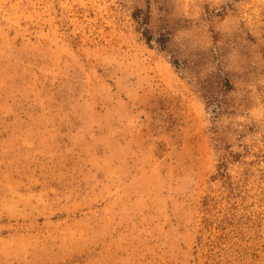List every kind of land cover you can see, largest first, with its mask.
Wrapping results in <instances>:
<instances>
[{"label": "rangeland", "instance_id": "rangeland-1", "mask_svg": "<svg viewBox=\"0 0 264 264\" xmlns=\"http://www.w3.org/2000/svg\"><path fill=\"white\" fill-rule=\"evenodd\" d=\"M0 264H264V0H0Z\"/></svg>", "mask_w": 264, "mask_h": 264}, {"label": "trees", "instance_id": "trees-1", "mask_svg": "<svg viewBox=\"0 0 264 264\" xmlns=\"http://www.w3.org/2000/svg\"><path fill=\"white\" fill-rule=\"evenodd\" d=\"M204 229L205 230L207 229V230H210V231H212L213 229H216L217 230L216 232L218 233L221 230V227L219 225H217V226H215L214 228L211 229L209 224H204ZM219 239H220V236L215 234L213 242L214 243H218Z\"/></svg>", "mask_w": 264, "mask_h": 264}]
</instances>
